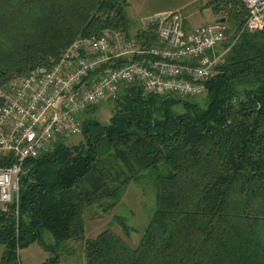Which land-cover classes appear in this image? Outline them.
<instances>
[{
    "label": "trees",
    "instance_id": "1",
    "mask_svg": "<svg viewBox=\"0 0 264 264\" xmlns=\"http://www.w3.org/2000/svg\"><path fill=\"white\" fill-rule=\"evenodd\" d=\"M124 0H0V89L56 62L78 38L129 29ZM234 33L206 82L204 106L125 85L108 124L82 121L83 141L62 140L27 160L17 213L0 212V264L33 242L59 250L82 242L85 264H264V32L236 33L239 0H211ZM229 31V27H228ZM155 41L151 25L136 34ZM1 103V100H0ZM95 108V107H93ZM5 163L0 161V166ZM148 175L156 205L138 244L106 228L84 232V211L115 207ZM115 222L128 237L132 228ZM48 231L54 244L47 246ZM56 255L47 264H58Z\"/></svg>",
    "mask_w": 264,
    "mask_h": 264
},
{
    "label": "built area",
    "instance_id": "2",
    "mask_svg": "<svg viewBox=\"0 0 264 264\" xmlns=\"http://www.w3.org/2000/svg\"><path fill=\"white\" fill-rule=\"evenodd\" d=\"M243 33L264 32V0H239ZM155 41L104 30L78 38L50 66L14 77L0 89V212L17 213L20 178L27 160L55 141L82 133V114L117 97L125 85L145 95L194 97L205 93L215 66L230 49L225 22L183 29L177 12L147 20Z\"/></svg>",
    "mask_w": 264,
    "mask_h": 264
},
{
    "label": "rangeland",
    "instance_id": "3",
    "mask_svg": "<svg viewBox=\"0 0 264 264\" xmlns=\"http://www.w3.org/2000/svg\"><path fill=\"white\" fill-rule=\"evenodd\" d=\"M129 20L128 36H136L140 31L147 29V20L157 14H166L177 11L183 20V29L191 31L194 28L216 22L224 16L222 12L214 14L208 6L211 0H124ZM229 36L234 29L227 21ZM229 51V50H228ZM228 51L224 54L226 57ZM7 85V84H6ZM201 106L206 103L205 93L187 98ZM114 112V102L105 100L95 108L88 109L82 114V120L97 121L100 124H108ZM67 146H75L83 141L82 134L60 139ZM53 147L51 144L47 151ZM156 205L155 191L148 175L133 181L125 189L120 202L108 211H103L99 206L93 205L84 211V232L88 238H94L106 228H111L122 236L132 247H135L148 225ZM123 217L132 228L126 237L120 226L115 222V217ZM44 243L49 246L54 244V239L48 231L42 234ZM3 246L0 245V260L3 254ZM56 255H59L58 264H85L82 242H67L59 250H46L38 242H33L17 251L15 260L11 264H47Z\"/></svg>",
    "mask_w": 264,
    "mask_h": 264
},
{
    "label": "water",
    "instance_id": "4",
    "mask_svg": "<svg viewBox=\"0 0 264 264\" xmlns=\"http://www.w3.org/2000/svg\"><path fill=\"white\" fill-rule=\"evenodd\" d=\"M216 22H221V23H222V22H225V21H224V19H221V20H219V21H216Z\"/></svg>",
    "mask_w": 264,
    "mask_h": 264
},
{
    "label": "crops",
    "instance_id": "5",
    "mask_svg": "<svg viewBox=\"0 0 264 264\" xmlns=\"http://www.w3.org/2000/svg\"><path fill=\"white\" fill-rule=\"evenodd\" d=\"M216 21H218V20H216Z\"/></svg>",
    "mask_w": 264,
    "mask_h": 264
}]
</instances>
